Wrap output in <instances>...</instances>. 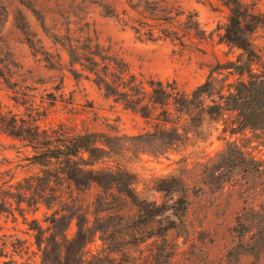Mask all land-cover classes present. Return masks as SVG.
Instances as JSON below:
<instances>
[{
	"label": "rangeland",
	"instance_id": "rangeland-1",
	"mask_svg": "<svg viewBox=\"0 0 264 264\" xmlns=\"http://www.w3.org/2000/svg\"><path fill=\"white\" fill-rule=\"evenodd\" d=\"M95 1L85 0L83 7L104 50L95 47V52L108 56L94 55L97 63L76 61L79 57L49 38L25 9L44 48L58 60L51 66L25 41L14 4L0 29V200L6 194L10 200L0 202V264H41L37 230L30 228L40 224L44 240L51 242V264H72L78 221L94 232L85 264H264V127L240 126L233 108L189 116L175 110L160 115L158 106L157 117H145L95 81L100 70L122 87L134 73L177 79L191 91L213 73L218 88L227 92L231 82L250 76L219 60H251L244 48L221 41L230 14L226 0H153L173 15L184 10L179 21L170 19L173 23L143 17L125 2L119 15L109 14ZM243 1L261 20H247L245 26L258 70L264 61V0ZM187 16L198 30L187 27ZM139 22L154 28V36L137 32L132 25ZM78 25L72 23L73 33L84 36ZM160 28L178 30L183 43ZM207 102L214 103L210 97ZM60 123L99 134L96 173L107 178L109 172L116 183L80 189L59 178L63 199L53 190L33 202L24 196L16 201L11 183L16 190L19 181L27 182L25 176L40 174V187L47 180L30 134ZM85 158L93 159L87 153Z\"/></svg>",
	"mask_w": 264,
	"mask_h": 264
},
{
	"label": "trees",
	"instance_id": "trees-1",
	"mask_svg": "<svg viewBox=\"0 0 264 264\" xmlns=\"http://www.w3.org/2000/svg\"><path fill=\"white\" fill-rule=\"evenodd\" d=\"M84 1L0 0V29L3 27L14 4L18 10V14H20L19 17L15 18V24L24 34L25 41L37 53H42L45 60L51 66L55 67L54 65L58 63V60L55 59V56L49 50L44 48V40L39 36V31L34 27L25 9L30 10L36 17L38 24L42 27V31L49 38L53 39L55 43L62 45L69 54L72 55L73 53L76 57H79L76 61L82 62L87 59L97 63L98 60L94 55L99 54L105 58L108 56L107 53L102 54L101 52L100 54V52H95L94 50L96 47L97 50L104 51L101 49L102 45L98 36L96 35L95 38L92 36L88 12L85 14V8L83 7ZM16 2L18 3L15 4ZM95 2H98L107 13L115 15H119L118 6L120 2H125L131 10L143 17L149 16L154 19L170 21L171 23L174 20L179 21V17L184 13V10H177L173 15V10H169L168 6H164L153 0H99ZM226 2L230 7V14L225 31L221 34V41L244 48L251 60L248 64L232 59H228L225 62L219 60L218 63L220 65L234 67L241 74L247 71L250 76L248 79L240 78L231 82L227 92L224 91V86L220 89L218 88L217 79L213 76V73L191 91L183 88L177 79H163L154 76H150V78H138L134 73L130 74L129 78L121 81L123 83L122 87H120V84L110 82L100 70L96 71L97 77H95V81L115 96L116 99L121 100L127 108L138 111L145 117H157L153 108L158 106L161 107V110L158 112L160 115L163 113L170 114L175 110L182 114L186 113L189 116H192L195 110H200L213 116L214 114L221 115L224 108H233L238 113L240 126L264 127V61H261V69L254 70L252 66L254 61L252 59L254 58L252 55L257 56V54L252 46L253 42H249L247 32L245 31L247 20L251 19L252 23H258L261 20L258 13L249 11L247 3L243 0H226ZM148 12L150 14H147ZM124 13L128 14L127 8L124 9ZM73 16H75L74 20ZM171 18L175 19L170 20ZM122 19L125 20V18ZM195 21L191 16H187V27L198 30L199 24L198 26L195 25ZM73 22L80 24L78 28L84 33V36H76L73 33ZM142 22L148 23L147 21ZM139 24L141 26L132 25V27L141 34L150 32L152 37L154 36V28L147 30L141 22ZM161 31L166 37L178 39L180 43L184 41L178 30L161 29ZM189 31L187 30L186 33H190ZM160 36L162 35L160 34ZM197 37L202 39L203 36ZM82 40L83 42H81ZM87 53H90V55ZM115 59L119 62L118 57ZM245 67L248 68L245 69ZM147 86L150 88H147ZM147 94L148 100L145 101ZM216 95L219 96V101L216 100ZM209 97L214 103L207 102V98ZM162 119H164L165 123L171 121L165 117ZM184 129L188 135L190 129ZM176 130L179 132L178 124ZM176 139L180 138L176 137ZM28 140L35 148L39 149L34 158L38 164L46 167L44 173L47 180H44L41 184L42 187H40L36 181V179L40 178V174L25 176L24 179L27 182L24 184L19 181L16 184V190H12L14 184L11 183V192L9 193L20 203L23 201L20 197L24 196L30 199L25 201L33 202L38 194L41 197H46L53 190L56 191L55 193L60 199H63L64 194L63 190L59 187V178L80 189L83 187L88 188L94 184H97L101 188H112L116 183L109 172L106 174L107 178L96 173L98 169L95 164L99 161L97 160L100 158L99 150L102 148V139L97 132H81L71 129L64 123H60L58 126H51L49 129H40L38 127L35 132L30 134ZM85 153L93 159L86 161ZM6 197L7 194L2 197V200L4 202L10 201ZM2 211L3 209L0 208V213ZM30 228L37 230L35 237L38 248L41 250V264H51L49 256L51 242L44 240L46 239L44 235L45 231H40L43 230L44 226L40 224L38 226H30ZM77 228L75 258L72 264H85L88 257L86 246L93 237L94 232L90 225L81 224L79 221L77 222ZM55 237L57 238V234Z\"/></svg>",
	"mask_w": 264,
	"mask_h": 264
}]
</instances>
